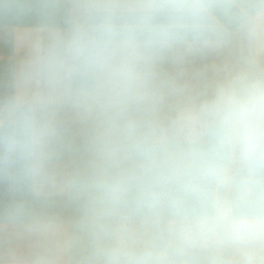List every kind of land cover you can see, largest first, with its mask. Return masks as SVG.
<instances>
[{
    "label": "crops",
    "instance_id": "crops-1",
    "mask_svg": "<svg viewBox=\"0 0 264 264\" xmlns=\"http://www.w3.org/2000/svg\"><path fill=\"white\" fill-rule=\"evenodd\" d=\"M243 73L264 0H0V264H264V158L210 112ZM228 166L251 238L185 249Z\"/></svg>",
    "mask_w": 264,
    "mask_h": 264
},
{
    "label": "clouds",
    "instance_id": "clouds-1",
    "mask_svg": "<svg viewBox=\"0 0 264 264\" xmlns=\"http://www.w3.org/2000/svg\"><path fill=\"white\" fill-rule=\"evenodd\" d=\"M210 112L214 122L228 134L243 167L264 158V74L237 76L218 92ZM232 234L237 239H250L252 235L242 227L234 228Z\"/></svg>",
    "mask_w": 264,
    "mask_h": 264
},
{
    "label": "built area",
    "instance_id": "built-area-1",
    "mask_svg": "<svg viewBox=\"0 0 264 264\" xmlns=\"http://www.w3.org/2000/svg\"><path fill=\"white\" fill-rule=\"evenodd\" d=\"M3 121L0 120V128ZM234 170L225 167L214 191V213L196 219L168 218V226H176L193 237V243L185 249L203 252L231 251L234 247L233 234L235 207L232 200ZM169 264V263H166Z\"/></svg>",
    "mask_w": 264,
    "mask_h": 264
}]
</instances>
